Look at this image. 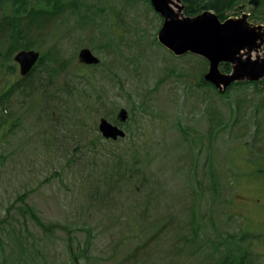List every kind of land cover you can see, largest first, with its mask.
Listing matches in <instances>:
<instances>
[{
    "label": "rangeland",
    "instance_id": "obj_1",
    "mask_svg": "<svg viewBox=\"0 0 264 264\" xmlns=\"http://www.w3.org/2000/svg\"><path fill=\"white\" fill-rule=\"evenodd\" d=\"M82 3L34 28L56 54L24 82L0 28V96L19 83L0 102V264H264V81L206 83L204 57L159 42L150 0ZM257 6L225 17L264 25Z\"/></svg>",
    "mask_w": 264,
    "mask_h": 264
},
{
    "label": "water",
    "instance_id": "obj_2",
    "mask_svg": "<svg viewBox=\"0 0 264 264\" xmlns=\"http://www.w3.org/2000/svg\"><path fill=\"white\" fill-rule=\"evenodd\" d=\"M153 8L163 17L158 32V40L177 56L193 53L204 57L209 62V69L204 78L217 88L227 89L235 81L249 79L258 81L264 77V57L253 58L251 53L258 50V40H264L263 24H252L248 13L241 17H230L221 20L211 10L203 11L195 16L184 14L182 0H177V10L171 3L174 0H150ZM260 0H249V4L257 6ZM243 9V7L241 8ZM247 52V56L243 52ZM41 53L36 49H21L14 55L22 76H26L40 59ZM85 64H98L100 59L84 47L78 54ZM222 63H229L230 73L221 70ZM120 122L127 120L125 108L118 113ZM99 130L106 139L117 140L126 136V131L107 118L102 117Z\"/></svg>",
    "mask_w": 264,
    "mask_h": 264
},
{
    "label": "trees",
    "instance_id": "obj_3",
    "mask_svg": "<svg viewBox=\"0 0 264 264\" xmlns=\"http://www.w3.org/2000/svg\"><path fill=\"white\" fill-rule=\"evenodd\" d=\"M83 1L84 0H0V4L7 2L8 6L10 5L12 7V10H10L11 12H8V10L5 9V17L0 21V28L4 29L5 34H7L11 53L14 54L20 49H33V47H35V41L32 37V31L34 30V28H41L42 26L44 27V25L50 23L54 18H57L59 15L65 14L66 12H76V14H79V10L75 8H77V6ZM182 1L184 4V14L187 16H195L203 11L211 10L216 12L220 19L224 20L226 19L225 13L237 6L243 0ZM260 1L261 2L257 7L252 8V13H256L258 9L263 5L264 0ZM41 17L43 18V21L38 22ZM55 54L56 49L54 47H52L48 51H43L37 64L26 76L22 77L21 81L24 82L28 80L37 71L38 68L45 64L46 60L48 61V59H51V57ZM0 55H2L1 50ZM221 70L229 72L231 71V65L229 63H222ZM260 81L262 82L264 81V79H261ZM205 82L209 83L207 81ZM249 82L254 83L255 81ZM17 84H13L7 91L4 92V94L0 96L1 103H3L4 100L9 99ZM231 86L232 84L229 87ZM27 196L28 193L24 192L23 194L18 195L17 198L24 203V208L27 212L30 213L31 217H33L37 221V223L39 222V224H41L42 222L35 213L34 208L27 204ZM8 212H10V210ZM226 259L227 257L225 258V261H227ZM227 264L253 263L250 261V259L249 261H246L244 256L242 257V259H237L235 258V256H233V258H231V260H229Z\"/></svg>",
    "mask_w": 264,
    "mask_h": 264
},
{
    "label": "bare ground",
    "instance_id": "obj_4",
    "mask_svg": "<svg viewBox=\"0 0 264 264\" xmlns=\"http://www.w3.org/2000/svg\"><path fill=\"white\" fill-rule=\"evenodd\" d=\"M177 5H178L177 0L172 1L171 6H172L175 10H177ZM260 52H261V51L257 52L256 50H254V51L251 53V55H252V57H255V56H261L262 54H261ZM243 54H244L245 56H247L248 53L244 51Z\"/></svg>",
    "mask_w": 264,
    "mask_h": 264
}]
</instances>
